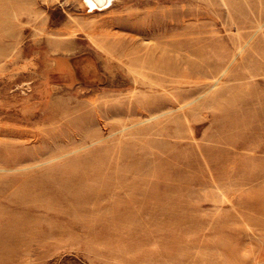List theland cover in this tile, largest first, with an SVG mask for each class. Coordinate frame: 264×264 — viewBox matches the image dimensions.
Listing matches in <instances>:
<instances>
[{"label": "rangeland", "instance_id": "rangeland-1", "mask_svg": "<svg viewBox=\"0 0 264 264\" xmlns=\"http://www.w3.org/2000/svg\"><path fill=\"white\" fill-rule=\"evenodd\" d=\"M109 3L0 0V264H264V0Z\"/></svg>", "mask_w": 264, "mask_h": 264}, {"label": "bare ground", "instance_id": "bare-ground-1", "mask_svg": "<svg viewBox=\"0 0 264 264\" xmlns=\"http://www.w3.org/2000/svg\"><path fill=\"white\" fill-rule=\"evenodd\" d=\"M111 1L112 0H90V7L95 8V7H99V6H106ZM5 264H6V262H5Z\"/></svg>", "mask_w": 264, "mask_h": 264}]
</instances>
